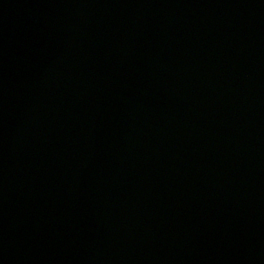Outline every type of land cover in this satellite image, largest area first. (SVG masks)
<instances>
[{"label": "water", "instance_id": "1", "mask_svg": "<svg viewBox=\"0 0 264 264\" xmlns=\"http://www.w3.org/2000/svg\"><path fill=\"white\" fill-rule=\"evenodd\" d=\"M0 264H264V0H0Z\"/></svg>", "mask_w": 264, "mask_h": 264}]
</instances>
